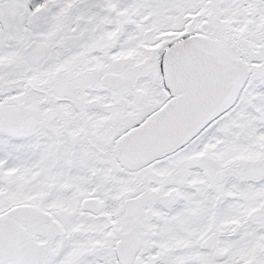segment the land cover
Returning a JSON list of instances; mask_svg holds the SVG:
<instances>
[{"label": "snow or ice", "instance_id": "1", "mask_svg": "<svg viewBox=\"0 0 264 264\" xmlns=\"http://www.w3.org/2000/svg\"><path fill=\"white\" fill-rule=\"evenodd\" d=\"M0 264H264V0H0Z\"/></svg>", "mask_w": 264, "mask_h": 264}]
</instances>
